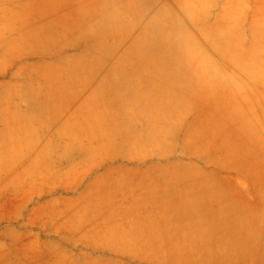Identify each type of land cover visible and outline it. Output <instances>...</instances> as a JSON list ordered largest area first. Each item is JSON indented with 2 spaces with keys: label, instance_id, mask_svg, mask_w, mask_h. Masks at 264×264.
I'll return each mask as SVG.
<instances>
[{
  "label": "crops",
  "instance_id": "0c3cea01",
  "mask_svg": "<svg viewBox=\"0 0 264 264\" xmlns=\"http://www.w3.org/2000/svg\"><path fill=\"white\" fill-rule=\"evenodd\" d=\"M0 180L70 264H264V0H0Z\"/></svg>",
  "mask_w": 264,
  "mask_h": 264
},
{
  "label": "rangeland",
  "instance_id": "374dc122",
  "mask_svg": "<svg viewBox=\"0 0 264 264\" xmlns=\"http://www.w3.org/2000/svg\"><path fill=\"white\" fill-rule=\"evenodd\" d=\"M0 180V264H70L69 246L43 243Z\"/></svg>",
  "mask_w": 264,
  "mask_h": 264
}]
</instances>
